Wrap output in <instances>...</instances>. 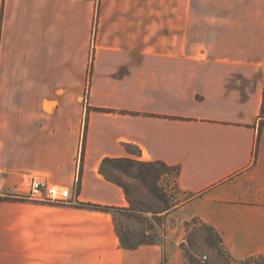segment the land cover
<instances>
[{
	"label": "crops",
	"instance_id": "crops-1",
	"mask_svg": "<svg viewBox=\"0 0 264 264\" xmlns=\"http://www.w3.org/2000/svg\"><path fill=\"white\" fill-rule=\"evenodd\" d=\"M106 159L175 168L177 230L264 255V0H0V264H188L87 207H130ZM33 178L78 204L27 199Z\"/></svg>",
	"mask_w": 264,
	"mask_h": 264
},
{
	"label": "rangeland",
	"instance_id": "rangeland-1",
	"mask_svg": "<svg viewBox=\"0 0 264 264\" xmlns=\"http://www.w3.org/2000/svg\"><path fill=\"white\" fill-rule=\"evenodd\" d=\"M120 178L128 184L135 197L136 208L142 211L116 212L118 226L136 238H146L159 245L172 235L176 241H183L180 246L183 255H187L194 264H221V254L215 247L217 239L202 221L195 219L185 222L180 231L174 221L167 220V213H155L163 210L164 201L175 208L186 201V195L178 188L176 173L164 174L160 180L154 179L148 186L138 180L124 176ZM205 256L207 260L203 262Z\"/></svg>",
	"mask_w": 264,
	"mask_h": 264
},
{
	"label": "trees",
	"instance_id": "trees-1",
	"mask_svg": "<svg viewBox=\"0 0 264 264\" xmlns=\"http://www.w3.org/2000/svg\"><path fill=\"white\" fill-rule=\"evenodd\" d=\"M102 175L110 182L115 183L120 186L126 195V198L130 204L129 209L121 210L117 208H103L99 206H87L93 210L107 211L114 215V219L116 221V212H141L142 210L136 208L135 206V197L132 195L128 184L120 177L124 176L130 179L138 180L142 182L144 185L148 186L154 179L160 180L162 175L169 173H176L178 175V171L175 168H171L162 162H141L132 159H106L104 160L101 166ZM8 198L0 197V200H6ZM164 208L162 211H158L155 213H168L174 207H170L164 201ZM197 220V219H196ZM200 221V220H199ZM205 224V223H203ZM206 225V224H205ZM209 230L214 234L217 239V244L215 247L221 254V264H264V255L258 257H252L245 260H235L230 256L228 252L224 250L222 238L220 235L210 226L206 225ZM116 228L118 234L120 236L122 247L128 250L137 249L143 245H156L157 242L150 241L146 238H136L131 235L127 230L117 225ZM188 264H194L189 257H185Z\"/></svg>",
	"mask_w": 264,
	"mask_h": 264
},
{
	"label": "built area",
	"instance_id": "built-area-1",
	"mask_svg": "<svg viewBox=\"0 0 264 264\" xmlns=\"http://www.w3.org/2000/svg\"><path fill=\"white\" fill-rule=\"evenodd\" d=\"M27 199L46 202L56 205H77L78 200L76 193L68 188H59L50 185L48 182L39 178H33L30 182V190ZM207 257H203V262Z\"/></svg>",
	"mask_w": 264,
	"mask_h": 264
}]
</instances>
